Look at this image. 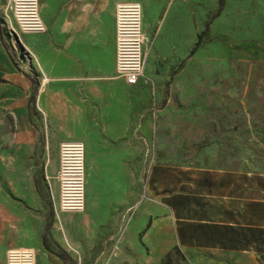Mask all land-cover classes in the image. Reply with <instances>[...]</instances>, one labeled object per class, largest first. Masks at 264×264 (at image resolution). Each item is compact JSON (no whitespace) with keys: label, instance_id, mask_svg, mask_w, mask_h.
Listing matches in <instances>:
<instances>
[{"label":"crops","instance_id":"crops-1","mask_svg":"<svg viewBox=\"0 0 264 264\" xmlns=\"http://www.w3.org/2000/svg\"><path fill=\"white\" fill-rule=\"evenodd\" d=\"M7 1L0 3V114L17 115L23 110L30 94L26 88L31 84L23 72L29 69L37 78L38 109L59 123L65 141H81L86 148L90 202L87 204L86 199L85 211L76 214L79 217L74 222L66 216L72 213H59L56 204L64 239L71 248L77 245L71 230L79 221L88 238L79 242L82 250L98 239L112 243L111 250L98 256L107 264L114 258L119 259L112 264H164L174 249L186 255L200 251L264 257L263 176L184 169L173 181L154 183L146 136L142 148V141L139 146L134 133V86L131 88L116 71L117 5L140 3L146 27L153 18L149 3L40 0L47 31L24 34L22 46L6 39ZM166 1L154 6L157 14ZM18 47L27 49V62L20 61ZM145 52L147 71L146 47ZM146 77L153 83L152 77ZM148 141L151 147V137ZM24 146L23 131L7 127L0 130V149L5 154L17 153L16 157H3L10 160L11 173L8 187L0 189L3 194L7 189L17 195L30 191L23 184L24 170L19 166L25 158L19 155ZM21 222L22 227L14 230L7 219L0 218V264H7L12 248L34 249L36 264H66L65 247L55 231L50 239L45 235L38 238L28 215H23Z\"/></svg>","mask_w":264,"mask_h":264},{"label":"rangeland","instance_id":"rangeland-1","mask_svg":"<svg viewBox=\"0 0 264 264\" xmlns=\"http://www.w3.org/2000/svg\"><path fill=\"white\" fill-rule=\"evenodd\" d=\"M145 1L153 16L146 27L143 22L148 66L145 78L134 85L132 99L134 133L142 148L146 136L154 183L173 181L184 169L200 168L264 177V0H167L159 14L154 6L163 0ZM12 20L15 25L13 16ZM5 27L6 39L11 41L7 23ZM205 31L192 54L198 35ZM22 48L28 52L18 47V54ZM14 59L20 64L15 53ZM23 73L31 81L26 88L30 94L17 115L0 114V130L7 127L24 133L25 146L19 155L25 158L19 166L30 191L17 195L7 188L4 194L0 190V218L16 230L22 227L23 215H28L38 238L50 239L55 231L65 247L66 264H107L98 256L111 250L112 243L95 239L96 244L82 250L79 242L88 238L79 221L71 230L77 245L71 248L64 239L56 204L59 146L65 138L59 123L37 107V78L29 69ZM4 156L17 153L5 154L0 149V189L8 187L11 175L10 160H3ZM86 185L88 204L92 195L88 181ZM66 216L73 222L79 217ZM164 264H264V257L200 251L186 255L174 249Z\"/></svg>","mask_w":264,"mask_h":264},{"label":"built area","instance_id":"built-area-1","mask_svg":"<svg viewBox=\"0 0 264 264\" xmlns=\"http://www.w3.org/2000/svg\"><path fill=\"white\" fill-rule=\"evenodd\" d=\"M4 19L15 45L20 43L23 46L24 34H44L47 31L41 16L40 0H8ZM145 43L142 5L138 2L119 3L116 8V71L117 76L130 86L137 85L145 78L147 64ZM25 54L27 62L30 57L26 52ZM46 82L47 79H43L42 83ZM57 180L59 213L84 212L86 209L84 143L68 140L60 144ZM7 264H36V252L31 248H12L8 251Z\"/></svg>","mask_w":264,"mask_h":264},{"label":"trees","instance_id":"trees-1","mask_svg":"<svg viewBox=\"0 0 264 264\" xmlns=\"http://www.w3.org/2000/svg\"><path fill=\"white\" fill-rule=\"evenodd\" d=\"M221 8H222V4H221V6H220V10H221ZM220 10H219V11H220ZM218 14H219V13H218ZM206 32H207V31H205V32H203V33H201V34L198 35V41L194 44V46H193V48H192V51H191L192 54H194L195 52H197V50L199 49L200 44H201V41H202V39H203V36L206 34Z\"/></svg>","mask_w":264,"mask_h":264},{"label":"water","instance_id":"water-1","mask_svg":"<svg viewBox=\"0 0 264 264\" xmlns=\"http://www.w3.org/2000/svg\"><path fill=\"white\" fill-rule=\"evenodd\" d=\"M20 59H21L23 62L26 61V59H25V55H24V49L21 50Z\"/></svg>","mask_w":264,"mask_h":264},{"label":"bare ground","instance_id":"bare-ground-1","mask_svg":"<svg viewBox=\"0 0 264 264\" xmlns=\"http://www.w3.org/2000/svg\"><path fill=\"white\" fill-rule=\"evenodd\" d=\"M154 11V10H153ZM154 13V12H153Z\"/></svg>","mask_w":264,"mask_h":264}]
</instances>
